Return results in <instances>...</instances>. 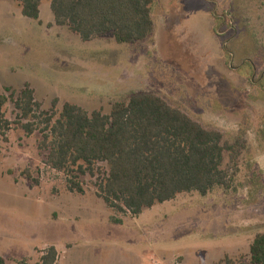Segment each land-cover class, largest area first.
<instances>
[{"label":"rangeland","instance_id":"rangeland-1","mask_svg":"<svg viewBox=\"0 0 264 264\" xmlns=\"http://www.w3.org/2000/svg\"><path fill=\"white\" fill-rule=\"evenodd\" d=\"M39 10L27 19L0 0L1 94L16 99L28 85L57 118L65 103L109 115L151 93L238 144L239 156L230 190L179 194L130 217L95 195L96 178H80L83 195L67 191L65 175L45 165L40 135L13 124L0 134V257L40 264L54 247L56 264H246L264 233V170L254 164L264 169V0H154L155 30L135 44L83 42L54 24L50 0ZM4 112L16 121L13 103Z\"/></svg>","mask_w":264,"mask_h":264},{"label":"trees","instance_id":"trees-1","mask_svg":"<svg viewBox=\"0 0 264 264\" xmlns=\"http://www.w3.org/2000/svg\"><path fill=\"white\" fill-rule=\"evenodd\" d=\"M14 1L23 17L38 20L42 0ZM153 2L50 0V9L54 24L66 27L83 42L111 35L117 44H135L154 31ZM8 103L17 112L15 122L5 117ZM13 124L27 136L40 135L37 148L47 153L45 165L65 175L67 191L83 195L80 178H96L95 195L113 212L130 217L179 194L206 196L214 189L230 190L231 165L236 166L239 156L238 144L223 142L219 131L205 129L151 93L114 103L109 115L89 114L65 103L56 118L54 110H41L34 91L25 85L16 99L13 92L11 96L0 93V134L5 136ZM226 152L229 164L223 168ZM57 258L56 249L48 247L39 262L56 264ZM0 264H6L2 257ZM16 264L30 263L23 259ZM217 264L237 263L227 256ZM246 264H264V233L254 236Z\"/></svg>","mask_w":264,"mask_h":264},{"label":"crops","instance_id":"crops-1","mask_svg":"<svg viewBox=\"0 0 264 264\" xmlns=\"http://www.w3.org/2000/svg\"><path fill=\"white\" fill-rule=\"evenodd\" d=\"M151 16H152V13H151ZM152 18H153V16H152ZM153 21H155V19L153 18ZM155 22H154V30H155ZM154 32V31H153ZM254 162H256V161H254ZM255 164V167H256V169L257 170H264V169H261V167H258L259 166V163H254ZM259 175H260V173H259ZM262 176V175H261ZM263 177H264V171H263Z\"/></svg>","mask_w":264,"mask_h":264}]
</instances>
